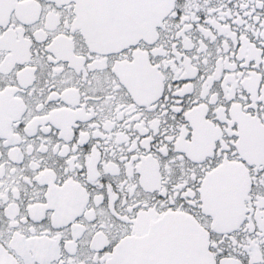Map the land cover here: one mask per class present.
<instances>
[{
	"label": "snow or ice",
	"instance_id": "obj_1",
	"mask_svg": "<svg viewBox=\"0 0 264 264\" xmlns=\"http://www.w3.org/2000/svg\"><path fill=\"white\" fill-rule=\"evenodd\" d=\"M0 264H264V0H0Z\"/></svg>",
	"mask_w": 264,
	"mask_h": 264
}]
</instances>
